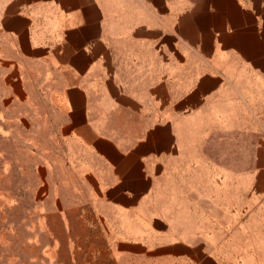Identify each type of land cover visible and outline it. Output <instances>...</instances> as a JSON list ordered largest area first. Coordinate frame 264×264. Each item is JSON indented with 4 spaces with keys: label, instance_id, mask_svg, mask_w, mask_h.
I'll return each instance as SVG.
<instances>
[{
    "label": "crops",
    "instance_id": "obj_1",
    "mask_svg": "<svg viewBox=\"0 0 264 264\" xmlns=\"http://www.w3.org/2000/svg\"><path fill=\"white\" fill-rule=\"evenodd\" d=\"M0 69L53 247L264 264V0H2Z\"/></svg>",
    "mask_w": 264,
    "mask_h": 264
},
{
    "label": "rangeland",
    "instance_id": "obj_2",
    "mask_svg": "<svg viewBox=\"0 0 264 264\" xmlns=\"http://www.w3.org/2000/svg\"><path fill=\"white\" fill-rule=\"evenodd\" d=\"M3 72L0 69V264H112L100 257L84 261L82 254L52 246L46 223L59 226V220L46 218L45 205L37 202L36 167L42 158L36 133L27 123L16 124L18 110L6 108Z\"/></svg>",
    "mask_w": 264,
    "mask_h": 264
}]
</instances>
